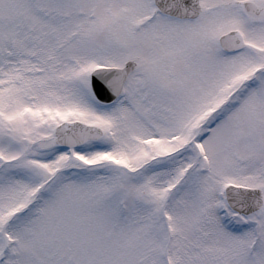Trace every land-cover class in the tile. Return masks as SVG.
<instances>
[{
  "label": "snow or ice",
  "instance_id": "6c2138e0",
  "mask_svg": "<svg viewBox=\"0 0 264 264\" xmlns=\"http://www.w3.org/2000/svg\"><path fill=\"white\" fill-rule=\"evenodd\" d=\"M0 264H264V0H0Z\"/></svg>",
  "mask_w": 264,
  "mask_h": 264
}]
</instances>
